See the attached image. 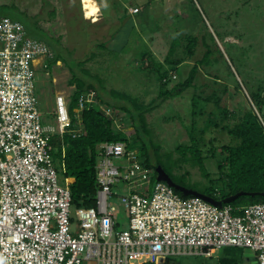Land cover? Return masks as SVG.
<instances>
[{
    "label": "built area",
    "instance_id": "obj_1",
    "mask_svg": "<svg viewBox=\"0 0 264 264\" xmlns=\"http://www.w3.org/2000/svg\"><path fill=\"white\" fill-rule=\"evenodd\" d=\"M43 57H54L45 42L21 21L0 18V264H158L228 247L250 249L264 264V203L235 214L229 204L184 198L154 180L125 143L99 145L96 205L74 209L65 152L57 158L53 142L72 131L70 100L58 95L54 112L42 109L36 65ZM92 101V93L80 98L77 119ZM47 115L56 116V127ZM120 189L127 228L109 202Z\"/></svg>",
    "mask_w": 264,
    "mask_h": 264
},
{
    "label": "rangeland",
    "instance_id": "obj_2",
    "mask_svg": "<svg viewBox=\"0 0 264 264\" xmlns=\"http://www.w3.org/2000/svg\"><path fill=\"white\" fill-rule=\"evenodd\" d=\"M135 9L137 12H132ZM3 15L18 17L29 36L45 42L52 51L48 39L55 40L71 61L85 60L82 69L75 68L78 76L86 77L82 71L86 70L102 79L105 90L126 93L145 105L157 100L160 91L152 62L168 70L170 76L178 73L173 71L169 59L182 62L180 75L170 81L169 90L197 66L194 87L165 102L158 99L156 104L160 105L146 114L161 153H171L174 158L180 156L179 145L190 143L186 126L191 124L194 95L204 101L216 95L221 108L232 114L226 121L231 126L242 112L254 108L252 94H259L264 100V0H0V17ZM188 36L198 39L193 55L188 54ZM175 40L179 44L171 53ZM123 45L127 48L118 53V47ZM208 51L209 62L202 63ZM92 53L95 54L88 59ZM48 62L43 57L36 65L37 93L42 109L54 112L55 97L70 98L75 86L70 81L73 72L64 62L44 68ZM142 64L144 69L139 67ZM121 103L129 105L125 100ZM206 105L207 113L217 111L214 102ZM104 110L117 130L131 140L135 138L126 113ZM205 116L200 119L201 128L205 126ZM46 120L47 124L57 126L55 115H47ZM204 136L205 149L210 140L215 144L216 158L207 160L206 167L211 178L218 179L216 160L221 157L220 148L236 141L222 127L213 128ZM185 171H189L191 183L210 185L198 166L184 164L178 172ZM60 184L65 185L62 177ZM118 192L109 202L121 221L120 227L127 228L120 198L124 191ZM244 250L222 248L216 252V258L170 255L158 264H217L220 257L238 264H254Z\"/></svg>",
    "mask_w": 264,
    "mask_h": 264
},
{
    "label": "trees",
    "instance_id": "obj_3",
    "mask_svg": "<svg viewBox=\"0 0 264 264\" xmlns=\"http://www.w3.org/2000/svg\"><path fill=\"white\" fill-rule=\"evenodd\" d=\"M1 17L10 16L3 15ZM14 18L18 20V17ZM187 39L189 41L187 45L188 54L193 55L198 39L195 36H188ZM47 42L54 51V57L49 60L48 65L52 67L57 62L62 61L73 72L70 81L71 85L75 86V90L70 96L69 103L72 119L70 130L72 131L66 132L62 138L55 136L53 142L57 148L56 153H54L57 158H60L65 152L66 172L64 176L68 178L74 209L92 208L96 205L98 147L107 142L125 143L128 149L137 150L146 167L154 170V180L158 179L156 168L160 165L178 185L194 189L218 200H223L238 192L256 193L255 196H241L229 204L233 207L235 214H242V212L237 211L238 208L264 203V196L261 195L264 193V100L260 98L259 94L250 96L254 108L242 112L238 116L237 122L232 126L226 124L232 114L226 108H221L220 99L216 95L207 97L205 101L200 96L194 95L191 104V124L186 126L190 143L179 145L177 151L180 156L174 158L171 153H161V145L153 138L146 114L158 107L160 102L179 97L187 89L194 87L197 66L191 70L185 80L180 77V81L169 90L167 86L172 81L173 76L177 78L180 75L179 68L182 62L169 59L173 71L178 73V75L172 74L170 76L168 70H163L161 66L151 60L160 87L158 96L160 102L156 104L157 99L151 104L145 105L126 93L105 90L102 79L98 76L93 77L86 70H82L86 77L78 76L75 68H81L85 60L82 62L71 61L72 59H68L63 54L55 40L48 39ZM178 44L179 42L176 40L173 42L171 53H174ZM101 46L104 47V44ZM125 47V45L118 47L117 52H121V49ZM94 54L92 53L88 59H91ZM210 54L211 52L208 51L202 63L209 62ZM143 56L144 54L141 57ZM139 67L144 69L143 64ZM89 93L93 94V101L85 103L80 118L77 119L79 100L83 95ZM122 100H125L129 105L122 104ZM207 102H214L217 111L213 110L207 113ZM104 108L126 113L132 121L135 138L131 140L125 132L117 130L113 119L105 114ZM204 116L206 117L205 126L201 128L200 119ZM220 127L226 130L236 142L221 146V157L216 160L220 174L218 179H213L206 167V161L216 158L215 144L213 140H210L208 148L205 149L202 141L207 132ZM184 164L198 166L210 185L201 187L197 183H191L188 176L189 171L178 172ZM176 192L185 198L181 192L177 190ZM216 257L214 255L209 258ZM216 260L218 261L217 264H238L230 258L220 257Z\"/></svg>",
    "mask_w": 264,
    "mask_h": 264
},
{
    "label": "water",
    "instance_id": "obj_4",
    "mask_svg": "<svg viewBox=\"0 0 264 264\" xmlns=\"http://www.w3.org/2000/svg\"><path fill=\"white\" fill-rule=\"evenodd\" d=\"M157 170V173H158V180L159 181H164L166 183H168L171 187H173L175 190L181 192L184 196H196V197H200L202 198L203 200L215 205V206H223L224 204H231L233 203L234 201H236L237 199H239L241 196H244V195H250V196H255L256 193H247V192H238L237 194L233 195V196H230L228 198H225L223 200H218V199H215L209 195H206V194H203V193H200L194 189H190V188H187L185 186H181V185H178L177 183H175L172 178L165 172V170L162 168V166H158L156 168ZM261 195L264 196V193H261ZM244 251H246V255L248 258H250V260L254 263V264H257V261H256V258H255V255L254 253L250 250V249H245Z\"/></svg>",
    "mask_w": 264,
    "mask_h": 264
},
{
    "label": "clouds",
    "instance_id": "obj_5",
    "mask_svg": "<svg viewBox=\"0 0 264 264\" xmlns=\"http://www.w3.org/2000/svg\"><path fill=\"white\" fill-rule=\"evenodd\" d=\"M174 77V76H173ZM63 96V95H62ZM65 97V96H64ZM67 98V97H66ZM67 99H69L70 100V98H67ZM187 197H189V196H187ZM212 257V256H211ZM207 258V257H206ZM209 258V257H208ZM148 264H152V263H148Z\"/></svg>",
    "mask_w": 264,
    "mask_h": 264
}]
</instances>
